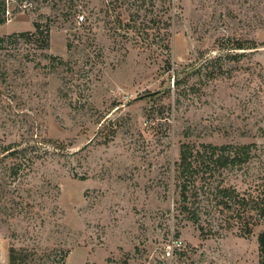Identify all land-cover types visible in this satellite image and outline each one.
<instances>
[{
	"label": "rangeland",
	"instance_id": "obj_1",
	"mask_svg": "<svg viewBox=\"0 0 264 264\" xmlns=\"http://www.w3.org/2000/svg\"><path fill=\"white\" fill-rule=\"evenodd\" d=\"M37 1L0 24L50 34L0 45V264H259L264 0ZM183 142L250 145L232 208L180 211Z\"/></svg>",
	"mask_w": 264,
	"mask_h": 264
},
{
	"label": "trees",
	"instance_id": "obj_2",
	"mask_svg": "<svg viewBox=\"0 0 264 264\" xmlns=\"http://www.w3.org/2000/svg\"><path fill=\"white\" fill-rule=\"evenodd\" d=\"M25 1V2H24ZM31 1L37 0H0V24L8 21L12 16L20 12L28 10ZM49 0H39L41 5L47 4ZM34 29L30 31H23L20 33H12L5 37H0V45L8 39H15L16 37H23L24 39H34V42L42 44V47H47L49 44V25L45 28L41 25L39 20H34ZM31 41V40H29ZM32 41V42H33ZM69 49L71 44H68ZM50 62L53 65H68V60L56 55H50ZM166 63L169 64V58H166ZM11 154L18 155L19 150H11ZM180 156L177 166V178L180 196V211L187 215L191 220L198 222L200 217V209L204 205L209 207V202L203 204V198L206 199L214 194L215 203H222L225 207L232 208L230 200L236 195L234 187L214 186L210 178L220 168H231L244 163L250 157V145L222 144L215 145L212 143H202L199 146L191 144L190 142H183L180 146ZM22 156V155H21ZM21 164H14L15 172L19 171L18 167ZM14 169V168H13ZM246 203L244 198H240ZM257 215L264 217V206L258 204L256 207ZM238 217L241 216L240 211L237 212ZM204 231V230H203ZM252 228L249 223L245 225L243 233H251ZM259 243V264H264V230L258 234ZM10 250V264L14 262V256ZM64 257V255H63ZM62 257V258H63Z\"/></svg>",
	"mask_w": 264,
	"mask_h": 264
},
{
	"label": "built area",
	"instance_id": "obj_3",
	"mask_svg": "<svg viewBox=\"0 0 264 264\" xmlns=\"http://www.w3.org/2000/svg\"><path fill=\"white\" fill-rule=\"evenodd\" d=\"M2 242H3V241H2V237L0 236V245H1Z\"/></svg>",
	"mask_w": 264,
	"mask_h": 264
}]
</instances>
